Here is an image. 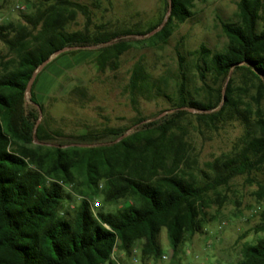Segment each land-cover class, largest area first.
<instances>
[{"label":"trees","instance_id":"obj_1","mask_svg":"<svg viewBox=\"0 0 264 264\" xmlns=\"http://www.w3.org/2000/svg\"><path fill=\"white\" fill-rule=\"evenodd\" d=\"M171 1L169 16L170 0H164L161 16L146 29L91 28L90 10L74 0H26L24 22L0 25L9 54L0 53V264H117L116 248L128 258L138 250L142 264H158L163 229L179 259L183 246L219 219L227 202L219 189L264 168V0H240L236 20L221 21L228 39L223 51L202 45L195 52L201 87L190 91L181 54L173 96L162 88L168 79L153 78L142 61L134 65L127 87L133 109L140 114L139 98L160 94L170 109L139 117L129 128L74 136L49 129L42 118L36 87L45 71L84 52H92L104 71L117 68L134 44L166 45L191 19L197 0ZM79 14L86 26L70 31ZM64 48L72 50L50 61L28 95L34 72ZM189 117L209 129L231 121L245 129L243 148L208 165L211 175L200 171L203 179L195 173L198 161L183 124ZM255 197L263 206L254 229L258 238L243 245L237 264H264V181L257 182ZM121 201L128 204L107 210Z\"/></svg>","mask_w":264,"mask_h":264},{"label":"rangeland","instance_id":"obj_2","mask_svg":"<svg viewBox=\"0 0 264 264\" xmlns=\"http://www.w3.org/2000/svg\"><path fill=\"white\" fill-rule=\"evenodd\" d=\"M88 7L95 25H105L108 29H146L163 12L164 0H74ZM98 1V2H97ZM240 0H197L191 19L179 24L166 45H135L125 53L117 68L108 67L101 71L92 52L75 56H65L45 71L36 87L38 100L45 107V119L49 129L67 136L79 135L105 128H129L139 118L152 116L172 107L170 101L160 94L158 97L139 98L138 114L130 101L127 87L134 65L142 61L147 71L155 79H168L169 85L162 86L165 93L173 96L177 91L176 82L180 79L179 56L186 59L187 76L191 79L190 91L201 87L195 77V52L204 45L213 52L223 51L228 39L223 32L221 21H235L237 4ZM17 5L27 7L26 0H1L0 15L5 22H24L22 11ZM86 18L79 14L70 31L83 30ZM134 40L137 38H133ZM0 53L9 56L7 47L0 42ZM9 58H7L8 60ZM166 96V95H165ZM246 101H250L248 96ZM264 104V103H263ZM189 131V142L194 157L198 161L195 172L200 179V171L211 175L208 165L224 156L239 152L245 141V129L240 121H231L209 129L194 117L183 122ZM264 181V168L251 177H237L228 188H220L227 202L219 219L206 228L204 235L196 236L187 242L179 259L173 258L166 229L159 241L164 254L170 260L162 264H237L244 244H253L258 236L254 229L259 224L258 203L255 192L257 182ZM215 196L213 195V198ZM128 202L108 207V211L123 208ZM217 206L208 210L214 215ZM242 239V240H240ZM120 263L129 259L117 250ZM136 264H142L140 251ZM152 264H155L152 262Z\"/></svg>","mask_w":264,"mask_h":264},{"label":"water","instance_id":"obj_3","mask_svg":"<svg viewBox=\"0 0 264 264\" xmlns=\"http://www.w3.org/2000/svg\"><path fill=\"white\" fill-rule=\"evenodd\" d=\"M171 10H172V1L170 0V8H169V12H168L167 17H168L169 14L171 13ZM166 19H167V18H166ZM165 22H166V21H165ZM165 22H164V24H163L160 28H158V29L154 30L153 32H151L147 37L153 36V35H155L156 33H158V32L164 27ZM70 50H72V48H64V49H62V50L56 52L53 56H51L48 60H46V61H45V62H44V63H43V64H42V65H41V66H40L35 72H34L32 78H31V80H30V82H29V84H28V86H27V94H28V95L32 92V89H33V86H34V83H35V80H36L38 74H39L41 71H43V70L45 69V67L50 63V61H51L54 57L59 56V55L65 53V52H68V51H70ZM189 111H190V112H195V111H193V110H189ZM164 115H165V114H162L160 117H162V116H164ZM39 122H40V121H39ZM39 122H38V124H39ZM145 123H146V122H145ZM131 131H132V130H130L128 133H126V134L124 135V137L128 136L129 133H130Z\"/></svg>","mask_w":264,"mask_h":264},{"label":"built area","instance_id":"obj_4","mask_svg":"<svg viewBox=\"0 0 264 264\" xmlns=\"http://www.w3.org/2000/svg\"><path fill=\"white\" fill-rule=\"evenodd\" d=\"M16 8L19 9V10H22V11H26V7H24V6L17 5ZM4 21H5V18H4L3 16L0 15V25L3 24ZM98 207H99V204H98L97 202H94V204H93V210H96V208H98ZM116 252H117V248H116V249L114 250V252H113L112 259H113L114 261H116L117 264H124V263H120V262H119L118 258L116 257ZM137 252H138V250H135V251H134V255H133V257L131 258V260H129V261H128L127 263H125V264H136V262H137V259H136ZM170 259H171V258H170L169 255L163 254V256H162V258H161V260L159 261L158 264H162L163 262H167V261H169Z\"/></svg>","mask_w":264,"mask_h":264},{"label":"crops","instance_id":"obj_5","mask_svg":"<svg viewBox=\"0 0 264 264\" xmlns=\"http://www.w3.org/2000/svg\"><path fill=\"white\" fill-rule=\"evenodd\" d=\"M148 264H152V262L148 263Z\"/></svg>","mask_w":264,"mask_h":264}]
</instances>
